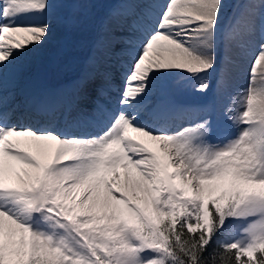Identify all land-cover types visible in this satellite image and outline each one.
Segmentation results:
<instances>
[{
  "label": "snow or ice",
  "instance_id": "obj_1",
  "mask_svg": "<svg viewBox=\"0 0 264 264\" xmlns=\"http://www.w3.org/2000/svg\"><path fill=\"white\" fill-rule=\"evenodd\" d=\"M87 6L0 0V264H264V0L237 4L227 26L225 0H119L82 77L36 102L20 58L42 47L57 25L75 26L72 10ZM61 9L68 10L63 20ZM127 29L142 38L128 53L121 110L100 134L62 131V110L86 99L89 82L98 98L112 87L106 65L123 51ZM257 30L242 106L222 110L239 131L213 143L229 46L237 32ZM177 75L214 102L168 104L182 120L175 130L123 110ZM95 107H102L98 100ZM233 223L243 226L240 236L220 240Z\"/></svg>",
  "mask_w": 264,
  "mask_h": 264
},
{
  "label": "rangeland",
  "instance_id": "obj_2",
  "mask_svg": "<svg viewBox=\"0 0 264 264\" xmlns=\"http://www.w3.org/2000/svg\"><path fill=\"white\" fill-rule=\"evenodd\" d=\"M118 2L119 0H87L88 6L86 8L72 10V12L76 16V19L78 20V23L75 26H73L72 28H68L63 23L57 25L53 29L52 34L49 36L48 41L42 47L38 49H32L28 54L21 57L18 63H20L27 69V71L25 72V78L28 81L30 87H34L33 83L35 82H39L40 85L43 82L44 78H50V80H52V82L54 83H62L63 89H66L69 86H64L65 81H70L83 75L91 60L86 65L87 67H85V69L83 70L84 72L78 73V70L68 62L69 53L71 51H79L82 53H90L92 56V48L96 34L100 30L102 23L107 19L112 7ZM136 2L162 4L164 0H136ZM246 2H249V0H225L224 15L222 16V26L229 25L230 21L234 18L235 14L238 11L235 6L237 4H243ZM254 2L259 5L261 3V0H254ZM137 11L142 10L138 9ZM67 14L68 10H60L62 20L64 19V17H66ZM30 18L33 20L39 19V17ZM25 19H28V17H25ZM124 35L127 37V43L122 46L123 51L119 56L114 57L106 65L107 70L111 74V78L113 77L112 89H109L113 93L108 91L103 98H98L95 92V84L93 82H89L86 89V95L89 94L90 90L93 89L91 91V94L88 96L89 98L86 97V100L89 104L87 107H83V105L81 104L82 109L85 111V123L86 125H88L90 124L89 120L94 121H91V126H89V129L95 133L97 132V130H95L94 128H104L106 125H109L112 116H114L118 111L121 110V106L118 104V99L120 97L118 95L121 94V91L124 87L126 80L125 75L127 74L128 68L131 64V57L128 53L138 46L139 41L142 38V33L138 29H127ZM81 36L87 38L91 37V41H86V43L82 47H76L74 45V40L77 37ZM259 39V30H257L252 36H246L240 32H237L233 36L228 52L230 62L227 65L228 72L226 87L223 97L219 100L214 102L212 93H209L207 96H202L194 92L192 89V85L195 84V81H187L183 76L177 75L166 79L165 87L163 88V90L159 85H156L150 91V94L144 97L145 101L146 98L150 99L146 103L147 107L143 106L141 108H136L134 111H140V120L143 119V116L148 117V115H150L151 113L155 114V111H158V109L166 104V102L159 105L157 104L156 98H158V96L160 95H163V93L167 94L169 98H172L179 102L186 101L201 103L202 101H207L211 98L207 102H214V108L216 109L218 115L217 118H213V121H218L220 125L226 130V134L227 132L230 133L229 137L228 135H226L224 138H220L216 136L215 133H213L211 142H223L227 138L234 137L238 133L239 129L222 115V110L229 104L233 105L234 108H239L242 106L240 97L243 96L248 87L250 68L255 56L257 55L256 49L258 47ZM223 56L224 52L223 50H221V62H223ZM212 80L213 85L216 86V78L214 74L212 76ZM44 85L46 86V84ZM114 88L118 89L113 90ZM93 97L95 101L92 103ZM84 100L82 102H84ZM97 100L100 101V104L103 103L105 105L101 108L94 107ZM155 105H157L156 107L158 108H156ZM97 109H99L98 112H96ZM125 109L127 108H124L123 110ZM163 111L164 110H160L158 112ZM179 121V123H182V120ZM145 123L151 125L152 127H157V123L152 122L150 117L147 118ZM179 123H176L177 126H175L176 124L174 123L173 126L175 127L173 129H170L172 126H170L169 124L162 125L160 127L166 126L170 130H175L180 125ZM88 133L89 135H95V133L93 134L90 131H88ZM129 135L137 139H143L150 146L158 150L157 146L153 142L147 141L146 138L139 137L137 133L130 132ZM242 227V225L237 223L231 224L229 228L219 234V239L232 241L238 238L241 234Z\"/></svg>",
  "mask_w": 264,
  "mask_h": 264
},
{
  "label": "water",
  "instance_id": "obj_3",
  "mask_svg": "<svg viewBox=\"0 0 264 264\" xmlns=\"http://www.w3.org/2000/svg\"><path fill=\"white\" fill-rule=\"evenodd\" d=\"M84 39H78L77 41H76V44L78 45V46H81L83 43H84ZM77 57L78 58H81V59H83L81 62H79L78 61V59H77ZM88 58H89V55L88 54H86V55H80V54H71V60L74 62V63H79V64H82L83 62H85L86 60H88Z\"/></svg>",
  "mask_w": 264,
  "mask_h": 264
},
{
  "label": "bare ground",
  "instance_id": "obj_4",
  "mask_svg": "<svg viewBox=\"0 0 264 264\" xmlns=\"http://www.w3.org/2000/svg\"><path fill=\"white\" fill-rule=\"evenodd\" d=\"M33 86L34 87H30L31 88V90H33L32 92V94L34 95V97H35V99H37V92L34 90L35 88H38V86H39V82H35V83H33ZM87 98H89V97H87ZM82 105H83V107H87L88 106V102H87V100L85 99L84 100V102H82L81 103ZM87 134H89L88 132H87Z\"/></svg>",
  "mask_w": 264,
  "mask_h": 264
},
{
  "label": "trees",
  "instance_id": "obj_5",
  "mask_svg": "<svg viewBox=\"0 0 264 264\" xmlns=\"http://www.w3.org/2000/svg\"><path fill=\"white\" fill-rule=\"evenodd\" d=\"M213 247H216V245L214 244ZM209 260L211 261V257H209Z\"/></svg>",
  "mask_w": 264,
  "mask_h": 264
}]
</instances>
